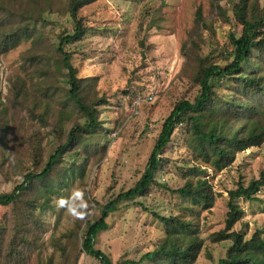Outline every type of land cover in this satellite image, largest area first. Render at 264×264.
Segmentation results:
<instances>
[{
  "label": "rangeland",
  "instance_id": "rangeland-1",
  "mask_svg": "<svg viewBox=\"0 0 264 264\" xmlns=\"http://www.w3.org/2000/svg\"><path fill=\"white\" fill-rule=\"evenodd\" d=\"M213 1L216 5L215 0H104L80 13L95 31L66 49L75 53L72 64L78 71L77 77L98 78L96 96L107 102L99 108V120L106 132L89 137L85 143L86 146L98 145V150L105 147V155L102 159L100 156L91 158L83 177L76 171L65 178L67 185L59 195L51 198L53 209L41 215L44 227L38 248L25 255L24 264H42L48 259L59 264L61 251L57 246L63 245L76 251L78 264H100L82 251L80 236L86 222L99 216L101 205L115 200L141 180L163 122L180 100L194 101L199 95L200 86L193 82L196 64L191 60L220 52L217 48L229 46V34L238 38L242 34L232 10L240 0H218L228 13V22L218 16ZM256 1L264 7V0ZM200 9L204 17L212 18L213 24V31L207 32L203 40L196 36V15ZM39 28L57 43L58 36L72 32L74 25L63 13L53 10L42 14ZM195 40L199 50L194 47ZM184 46L191 56L184 54ZM33 49L32 41L23 40L15 49L0 55V120L6 124L4 133L7 136L0 142V195L11 193L23 182L25 175L42 172L50 157L66 142L71 126L86 122L79 119L77 112L63 119L59 115L62 108L56 91L58 87H68L62 75L52 81L54 87L57 86L52 97H44L43 88L35 89L41 77L33 74L35 67L29 61ZM23 82L28 90L26 104L16 99ZM150 95L154 99L145 101L139 113L130 118L135 98ZM219 95L230 97L226 88L219 91ZM65 110L69 113L70 108ZM185 142L186 136L177 130L162 155L163 165L156 175L161 185L151 186L145 197L121 203L118 212L109 216V229L98 235L95 248L109 254L114 264L121 260L138 262L165 237L164 225L154 213L164 217L196 216L204 247L195 264H218L226 257L232 242L214 244L210 236L226 228L230 191L236 190L239 184L249 186L264 172V145L239 154L234 165L223 172L209 170L206 177L205 174L190 176L189 170L197 162ZM37 144L41 159L35 165L33 146ZM79 154L81 156L75 157L72 151L65 156L59 173L53 177V184L63 179L62 173L72 164L83 168L85 158L83 153ZM198 177L209 180L215 194L214 206L187 211L184 207L190 206V201L173 195L171 190H178L189 179ZM77 192L83 194L82 201L76 198ZM257 198L254 202L238 201L245 214L235 229L246 234L248 239L256 231L264 237V188ZM61 199L67 204L58 208L57 202ZM68 207L82 212L83 218L73 216ZM26 213L24 205L0 206V239L6 237L15 222L21 231ZM70 232L74 234L66 238ZM142 264L152 263L146 260Z\"/></svg>",
  "mask_w": 264,
  "mask_h": 264
},
{
  "label": "trees",
  "instance_id": "trees-1",
  "mask_svg": "<svg viewBox=\"0 0 264 264\" xmlns=\"http://www.w3.org/2000/svg\"><path fill=\"white\" fill-rule=\"evenodd\" d=\"M99 1L104 0H11L10 3L0 0V55L15 49L23 40L32 41L34 49L30 53L34 54L29 61L35 67L33 74L41 77L35 89L40 91L43 88L44 97H52L57 88L52 81L62 75L67 79L68 87H58L56 91L62 108L59 115L63 119L77 112L79 119L86 120L84 124L77 122L71 126L66 142L50 157L42 172L25 175L23 182L11 193L0 195V206L24 205L27 210L23 218V229L20 231V226L15 222L13 229L6 232V237L0 239V264H24L25 255L38 248L44 227L41 215L53 209L51 198L59 195L67 185L65 178L71 177V173L76 171L83 177L89 160L97 156L102 159L105 155V147L98 150V145L86 146L85 143L89 137L106 132L103 122L99 120V108L107 102L96 96L98 78L77 77L78 71L72 64L75 53L66 49L82 42L95 31L85 23L80 13ZM215 1L217 6L213 1V8L218 9V16L228 22L227 11L218 4V0ZM53 10L63 13L74 25L72 32H63L58 36L57 43L50 40L43 28H39L42 14ZM232 10L237 23L242 27L241 36L238 38L235 34H229V46L217 48L220 52H216V57V53H210L204 58L191 60L196 64L193 82L200 86L199 95L194 101L180 100L163 122L141 180L132 189L121 192L115 200L101 205L99 216L86 222L80 236L81 248L100 264L114 263L109 254L95 248L98 235L109 229L107 220L111 214L118 212L121 203L145 197L151 186L161 185L156 175L163 165L162 155L177 130L186 136V147L197 162L190 168V176L205 174L207 177L209 170L223 172L234 165L239 154L264 145V7H260L256 0H240ZM195 23L198 40H203L207 32L213 31L212 18L204 17L201 9L197 12ZM197 42L195 40L194 47L199 50ZM183 52L191 56L186 46ZM223 88L229 91L230 97L219 95ZM16 99L20 104L27 103L26 82L22 83ZM33 108H37V103ZM67 108H70L69 113L65 110ZM40 119L45 123L44 116ZM0 124V130L3 129L0 133L1 142L2 137L5 139L7 136L4 133V120L1 119ZM33 148L34 164L38 165L41 159L40 145ZM72 151L75 157L83 153V168H76L72 164L71 168L62 173L63 179L53 184V177L59 173L65 156ZM162 186L170 190L166 184ZM263 188L264 172L249 186L239 184L236 190L230 191L226 228L210 236L214 244L232 242L226 257L218 264H264L262 233L256 231L248 239L246 234L235 229L245 214L238 201H257V195ZM171 193L190 201V206L184 207L187 211H196L198 208L206 210L214 206L215 194L208 179H189L184 187L171 190ZM153 215L164 225L165 237L138 262L121 260L117 264H142L146 260L152 264H195L204 247L196 216ZM73 234L70 232L66 238ZM57 247L61 251L59 264H78V255L74 249L70 251L66 245ZM42 264L55 263L48 259Z\"/></svg>",
  "mask_w": 264,
  "mask_h": 264
},
{
  "label": "built area",
  "instance_id": "built-area-1",
  "mask_svg": "<svg viewBox=\"0 0 264 264\" xmlns=\"http://www.w3.org/2000/svg\"><path fill=\"white\" fill-rule=\"evenodd\" d=\"M154 99L153 95L147 96L146 98L143 97H136L135 101L133 102L132 105V112H131V116L130 118H133L134 116H136L139 113L140 107L142 106V104L145 103V101H152ZM119 132L115 133V135L117 136Z\"/></svg>",
  "mask_w": 264,
  "mask_h": 264
},
{
  "label": "clouds",
  "instance_id": "clouds-1",
  "mask_svg": "<svg viewBox=\"0 0 264 264\" xmlns=\"http://www.w3.org/2000/svg\"><path fill=\"white\" fill-rule=\"evenodd\" d=\"M82 196H83L82 193H79V192L76 193V198H77V199H80L81 201H82ZM66 204H67V202H66L65 200L61 199V200H59V201L57 202V207H58V208H63V207L66 206ZM81 206H83V204H82ZM67 210H68L73 216H75L76 218H78V219H82V218H83V213H82V212L76 211V210H75L74 208H72V207H68Z\"/></svg>",
  "mask_w": 264,
  "mask_h": 264
}]
</instances>
